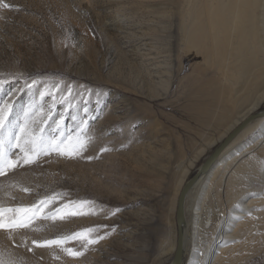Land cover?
<instances>
[{
    "label": "rangeland",
    "instance_id": "374dc122",
    "mask_svg": "<svg viewBox=\"0 0 264 264\" xmlns=\"http://www.w3.org/2000/svg\"><path fill=\"white\" fill-rule=\"evenodd\" d=\"M174 1L4 0L11 7H0V108L9 107L0 139L16 167L0 175V209L5 222L26 226L0 228V264L172 260L177 182L193 175L219 143L209 146L244 108L243 94L253 96L230 67L220 78L211 68L208 74L190 71L201 57L184 54ZM226 110L234 111L217 125ZM19 124L28 130L20 141L31 156L28 164L14 147L19 127L11 129L8 143L7 126ZM32 137L77 150L33 153L26 143ZM260 143L247 154L258 167L264 161L255 153ZM242 187L248 198H261L251 207L264 208V183ZM237 198L219 212L226 215ZM243 226L249 225L232 229ZM255 232L260 235L235 245L219 264H264V225ZM48 240L62 242L45 245ZM203 242L197 247L202 253Z\"/></svg>",
    "mask_w": 264,
    "mask_h": 264
},
{
    "label": "bare ground",
    "instance_id": "6f19581e",
    "mask_svg": "<svg viewBox=\"0 0 264 264\" xmlns=\"http://www.w3.org/2000/svg\"><path fill=\"white\" fill-rule=\"evenodd\" d=\"M168 1L165 0V3L167 4ZM174 2L178 11V34L184 54L201 57L200 67H198L199 64H192L190 71L194 72L197 69L208 74L210 73L208 70L211 68L215 69L213 72L217 73L220 78L226 75L223 69L230 67L231 70H236V75L240 76L238 81L241 88L253 93L251 100L249 96L244 97L245 93L243 94L247 103L245 102L244 106V101H241L244 108L241 107L242 109L237 114L234 113L235 117L228 124L225 122L227 118L231 117L229 112L234 110L229 112L226 110L225 113L223 112L224 114L220 115L217 125L225 124L224 130L215 140H209V146H211L219 142L256 109H259L262 102L264 103V0H175ZM194 81L196 80L194 79ZM214 83L216 80L211 81L210 85ZM215 96L217 97V95ZM256 129L261 135L256 134L257 136L248 140V135L255 132ZM259 142L261 143L258 144L255 153L264 154V116L249 121L223 149L211 168L202 174L186 193L181 227L180 264H197L196 261H201V264L222 263L226 257H229L227 252L235 245H239L243 240L250 241L249 238L260 233L256 234L255 231L264 225L262 223L264 220H260L261 218L259 219L257 216L264 215V208L251 207V203L259 198H256L255 195H250L251 197L248 198L246 193L242 194L245 189L242 184H249L251 181L264 183V161L262 166L258 167L257 159L247 156L252 144ZM234 147H236L237 153L233 152ZM201 150L199 149L201 152L197 154L204 152L203 148ZM243 156H247L245 157L247 162H244L243 159L237 164V161ZM235 160L236 164L234 163L226 169V166ZM246 170L249 173L257 171L259 175L258 177L252 176L246 173ZM183 181V178H179L177 187H181ZM198 189H200V194L197 197L194 196L193 191ZM236 197H238L237 203L226 215L219 212V207H222L224 203H230ZM175 198L171 204L172 210ZM212 218H214L213 222ZM246 223L249 226H243L240 231L238 229L235 231L237 227L232 229L233 225L238 226ZM175 234L172 233V240L168 245V250L173 255L175 236H177ZM204 239L207 240V244L205 245L206 251L203 250L204 253H202L198 251L197 247L204 243ZM202 248L205 249L204 246ZM186 257L190 260L193 259L192 262L187 261ZM162 263V260L158 261V264Z\"/></svg>",
    "mask_w": 264,
    "mask_h": 264
},
{
    "label": "snow or ice",
    "instance_id": "6c2138e0",
    "mask_svg": "<svg viewBox=\"0 0 264 264\" xmlns=\"http://www.w3.org/2000/svg\"><path fill=\"white\" fill-rule=\"evenodd\" d=\"M0 7L7 9V8H10L11 5L5 3L4 0H0ZM44 95H45L44 93H41V97H43ZM8 107L9 106L6 105L5 107L0 108V130H4L6 127L7 116L5 114V109ZM13 127H19V132L16 134V143H15L14 147L19 148L20 151H22V152H25V157L23 160V162L25 164L31 163V156L27 155L25 145H22L20 143V141L27 136V131H28L27 127L25 124L8 125L7 128H8V137H9L8 143H9V145H12V139L11 138L13 136V133H12L11 129ZM57 127H59V122H57ZM26 143L31 144V146H32L31 151L33 153H38L40 151L46 152L49 150V148H51L53 150L59 151L61 155H64L66 151L68 152V154H71L72 151L77 150L75 147H73L71 149H66L64 147H61L60 144L56 143L55 139H53L51 142H49V141H46L44 139L37 140L35 137H32L30 140H27ZM3 145H4V141L2 139H0V175L4 174L5 168L16 167V164L13 163V161L11 159H8L4 156ZM44 203H47V201H45ZM3 211H4L3 209H0V228H5V227L12 228V227H24V226H26L22 220L21 221L9 220L8 222H5L4 216H3ZM71 214L76 215L75 212H73ZM53 219H55V217H53ZM78 235L83 236L84 233H79ZM61 242L62 241H60V240H48V241H45L44 244L45 245H52V244H59ZM33 243H36V242L34 241ZM89 243H92V240H89ZM68 251L71 255H77V256L80 255L79 252H71L70 249Z\"/></svg>",
    "mask_w": 264,
    "mask_h": 264
},
{
    "label": "water",
    "instance_id": "95a60500",
    "mask_svg": "<svg viewBox=\"0 0 264 264\" xmlns=\"http://www.w3.org/2000/svg\"><path fill=\"white\" fill-rule=\"evenodd\" d=\"M264 116V108L256 109L253 113H251L248 117H246L243 121H241L236 127L231 129L220 141L216 144V146L208 153L201 164L197 167L196 171L193 175H191L181 186L175 205V223L177 227V236L176 243L174 249L173 259L168 264H180L181 259V251H182V235H181V227L183 223V206L185 195L190 189V187L194 184V182L204 173H206L211 166L214 164L217 157L223 151V149L235 138V136L240 132V130L252 119L257 117Z\"/></svg>",
    "mask_w": 264,
    "mask_h": 264
}]
</instances>
